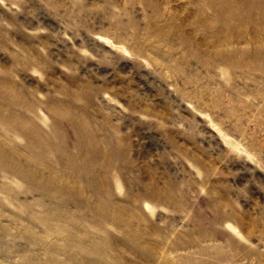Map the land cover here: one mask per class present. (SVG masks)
<instances>
[{"label":"rangeland","instance_id":"374dc122","mask_svg":"<svg viewBox=\"0 0 264 264\" xmlns=\"http://www.w3.org/2000/svg\"><path fill=\"white\" fill-rule=\"evenodd\" d=\"M0 264H264V0H0Z\"/></svg>","mask_w":264,"mask_h":264}]
</instances>
